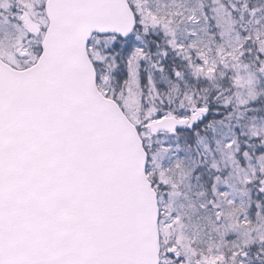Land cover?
<instances>
[{
	"label": "snow or ice",
	"instance_id": "obj_1",
	"mask_svg": "<svg viewBox=\"0 0 264 264\" xmlns=\"http://www.w3.org/2000/svg\"><path fill=\"white\" fill-rule=\"evenodd\" d=\"M0 264H264V0H0Z\"/></svg>",
	"mask_w": 264,
	"mask_h": 264
}]
</instances>
